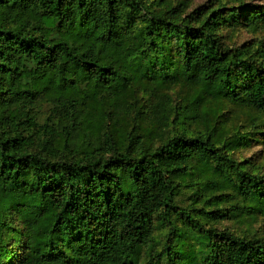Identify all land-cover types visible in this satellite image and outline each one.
Returning a JSON list of instances; mask_svg holds the SVG:
<instances>
[{"label":"trees","instance_id":"1","mask_svg":"<svg viewBox=\"0 0 264 264\" xmlns=\"http://www.w3.org/2000/svg\"><path fill=\"white\" fill-rule=\"evenodd\" d=\"M256 145L264 0H0V264H264Z\"/></svg>","mask_w":264,"mask_h":264},{"label":"rangeland","instance_id":"2","mask_svg":"<svg viewBox=\"0 0 264 264\" xmlns=\"http://www.w3.org/2000/svg\"><path fill=\"white\" fill-rule=\"evenodd\" d=\"M204 0H196L197 3L203 2ZM248 35H244V38H248ZM240 155L249 158L253 163L257 166L264 165V152L262 151L261 145L253 146L251 150H244ZM185 201H188L185 199ZM262 222V221H261ZM228 224V226L232 227L233 229H244L246 227V223L240 219L236 220H227L223 225ZM264 229V220L263 224L261 225Z\"/></svg>","mask_w":264,"mask_h":264}]
</instances>
